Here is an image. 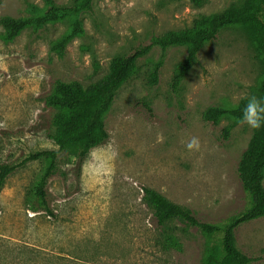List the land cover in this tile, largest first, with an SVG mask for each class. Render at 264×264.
I'll use <instances>...</instances> for the list:
<instances>
[{"label": "rangeland", "instance_id": "374dc122", "mask_svg": "<svg viewBox=\"0 0 264 264\" xmlns=\"http://www.w3.org/2000/svg\"><path fill=\"white\" fill-rule=\"evenodd\" d=\"M239 2L93 0L92 12L80 14L83 34L61 54L50 44L68 30V20L36 33L26 28L9 41L0 37V163L17 165L0 191V264H200L207 238L194 227L172 223L180 250L155 243V218L140 199L141 189L153 188L209 222L246 205L237 164L252 128L226 117L213 124L202 115L208 107H230L257 96L263 69L242 30L223 29L202 46L176 87L175 69L187 45L164 50L151 84L149 71L162 54L153 45L104 115L107 139L90 149L80 167L59 153L57 171L46 184L53 215L32 209L44 160L23 159L57 149L48 136L54 109L44 103L55 80L86 86L106 74L114 56ZM44 5L45 0H0V17L31 15ZM225 126H230L227 138ZM193 137L199 150L186 147ZM235 246L253 257L248 264L264 262V217L241 224Z\"/></svg>", "mask_w": 264, "mask_h": 264}, {"label": "trees", "instance_id": "16d2710c", "mask_svg": "<svg viewBox=\"0 0 264 264\" xmlns=\"http://www.w3.org/2000/svg\"><path fill=\"white\" fill-rule=\"evenodd\" d=\"M201 5L203 0H191ZM264 0H241L220 12L198 15L189 27L171 30L153 36L151 42L135 48L131 53L114 56L108 71L100 79L83 86L77 80L68 82L55 80L50 92L44 97L45 105L54 109L52 129L48 136L57 149L30 152L23 163L30 160H44L45 166L37 179L33 192V211H43L53 215L50 208L46 184L57 171V158L60 152L75 159L80 167L88 152L108 137L104 115L109 111L118 89L137 72L138 60L146 55L153 45L161 48V56L153 62L149 71V82L155 84L162 65L164 50L173 45H187L186 57L178 63L172 81L176 87L192 63L199 49L214 40L223 29L237 28L248 37L256 60L261 64L257 97L264 101ZM93 0H74L71 4H58L45 0L42 9L31 15L0 17V37L4 41L15 38L22 30L31 28L34 33L58 21L70 22L68 30L50 44V50L61 54L66 45L83 34L80 14L91 13ZM246 97L230 107H208L203 119L217 124L223 117L238 122ZM230 126L223 128V137L229 135ZM17 167L13 163H0V191L6 177ZM237 175L248 201L240 210L219 222H209L198 218L190 209L172 202L165 195L150 187H142L141 201L153 212L157 229L155 243L163 250H180L182 243L176 234V226L181 223L186 228L194 227L207 238L200 264H248L253 257L238 250L235 246L237 228L248 221L264 217V126L252 129L251 136L237 164ZM261 264H264L262 262Z\"/></svg>", "mask_w": 264, "mask_h": 264}, {"label": "clouds", "instance_id": "9594fccd", "mask_svg": "<svg viewBox=\"0 0 264 264\" xmlns=\"http://www.w3.org/2000/svg\"><path fill=\"white\" fill-rule=\"evenodd\" d=\"M247 103L242 109V115L239 123L246 124L252 129H260L264 126V101L255 95L246 97ZM186 147L189 150H199L200 141L193 137L188 141Z\"/></svg>", "mask_w": 264, "mask_h": 264}]
</instances>
